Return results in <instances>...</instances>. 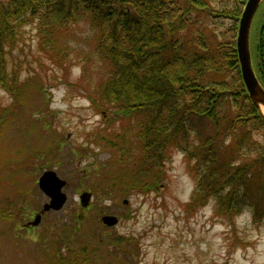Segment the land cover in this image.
<instances>
[{
    "label": "rangeland",
    "instance_id": "374dc122",
    "mask_svg": "<svg viewBox=\"0 0 264 264\" xmlns=\"http://www.w3.org/2000/svg\"><path fill=\"white\" fill-rule=\"evenodd\" d=\"M258 8L251 43L264 0ZM14 23V40L3 47L1 63L7 85L13 79L18 93L13 90L15 100L0 86V103L12 110L0 116V264H58L59 251L79 255L83 264H264V200L256 206L258 219L245 209L228 218L212 201L189 205L195 182L181 153H171L153 190L126 193L108 181L118 167L132 164L119 163L117 148L103 138L124 141L127 149L135 141L123 116H100L84 93L89 80L95 84L98 73L107 71L96 60L87 22L55 36L52 49L39 46L36 19ZM56 51L67 53L62 65L51 56ZM85 61L80 78L79 63ZM44 170L66 181L67 199L33 225L49 200L37 187ZM83 191L91 194L84 206ZM104 215L116 216L117 223L105 225Z\"/></svg>",
    "mask_w": 264,
    "mask_h": 264
},
{
    "label": "trees",
    "instance_id": "16d2710c",
    "mask_svg": "<svg viewBox=\"0 0 264 264\" xmlns=\"http://www.w3.org/2000/svg\"><path fill=\"white\" fill-rule=\"evenodd\" d=\"M245 2L0 0V86L16 100L13 79L7 85L1 70L3 47L14 40V21L36 19L39 46L49 49L55 36L87 22L96 60L107 71L98 73L95 84L89 80L84 93L100 116L111 111L123 116L135 141L127 149L124 141L102 137L117 148L119 163L132 164L117 168L116 176L108 178L112 186L126 193L155 189L171 153L179 152L195 182L189 205L212 201L228 218L245 209L258 219L256 206L264 200V134L257 132L264 119L241 78L235 42ZM257 15L258 32L250 45L254 72L264 87V11ZM51 56L62 65L67 53ZM85 63H79L80 78ZM3 112L12 110L0 103V116ZM125 172L130 174L124 177ZM58 253V264L84 263L70 251L67 257Z\"/></svg>",
    "mask_w": 264,
    "mask_h": 264
},
{
    "label": "water",
    "instance_id": "95a60500",
    "mask_svg": "<svg viewBox=\"0 0 264 264\" xmlns=\"http://www.w3.org/2000/svg\"><path fill=\"white\" fill-rule=\"evenodd\" d=\"M261 2L262 0H246L238 20L235 42L241 78L252 104L264 119V87L255 75L248 42L252 19ZM37 183V187L48 196L49 200L44 203L40 212L35 215L34 220L31 222L33 225L38 223L42 212L50 209H61L67 199L66 194L62 191L66 181L60 178L55 171L44 170L38 177ZM79 195L81 204L84 206L89 201L91 194L83 191ZM101 221L105 225L111 226L117 223V217L114 215H104L101 217Z\"/></svg>",
    "mask_w": 264,
    "mask_h": 264
}]
</instances>
